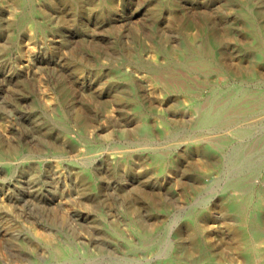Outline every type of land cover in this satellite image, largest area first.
<instances>
[{
    "label": "rangeland",
    "instance_id": "rangeland-1",
    "mask_svg": "<svg viewBox=\"0 0 264 264\" xmlns=\"http://www.w3.org/2000/svg\"><path fill=\"white\" fill-rule=\"evenodd\" d=\"M246 20L264 32V0H0V264H264V236L246 241L252 218L264 233V115L194 146L209 80L246 88L242 112L264 104L263 67L237 75L257 58ZM198 46L218 71L180 68Z\"/></svg>",
    "mask_w": 264,
    "mask_h": 264
},
{
    "label": "bare ground",
    "instance_id": "bare-ground-1",
    "mask_svg": "<svg viewBox=\"0 0 264 264\" xmlns=\"http://www.w3.org/2000/svg\"><path fill=\"white\" fill-rule=\"evenodd\" d=\"M20 5H24V0H19ZM246 27L248 28L249 35L252 37V53L257 55V58L252 61L253 66L250 68H240L238 69V76L240 80H258L257 77V69L263 67L264 69V32H262L261 26L256 22H252L251 20H246ZM36 28L39 30V25H36ZM210 40L211 43L215 45L218 43V39L216 37L215 31L210 29ZM197 37V36H196ZM164 57L170 58L173 56H177L180 51L178 50H165V48L160 49ZM213 57V51L209 48V46H198L183 55L182 58L178 59L180 62L178 63L180 68L189 73L193 74H203L206 72L214 73L216 70L213 68V62L211 61ZM220 68V67H219ZM150 73L157 79L159 82L164 83V87L168 90H178L183 93H188L197 96L198 92L195 89H190L184 85L182 82V74H176L168 69H148ZM218 71V70H217ZM220 71H224L220 69ZM226 72V70H225ZM226 74H231V72L227 71ZM257 77V78H256ZM246 81V80H245ZM209 89H211V95L208 98V103L204 106H200L197 108L198 110V122L200 126V134L195 137L194 146L197 148H201L203 153L209 154L215 151V145L213 141H216L218 137L215 135L222 134L223 132L232 131L231 134H225V138L231 136H237L242 138H250L255 134V128L259 122L255 120L250 124H246L245 126L238 127L240 123L254 120L260 118V116L264 115V104L259 107H254L253 109L245 108V112L243 111V107L245 103L243 100L247 94L246 88L237 87L235 89L226 88L219 90L215 87L214 83L209 80L208 85ZM247 91V92H246ZM194 138V137H193ZM147 142H149L147 140ZM229 142L224 143L223 145L218 146L220 149L222 147H227ZM236 154L237 151H235ZM157 161L163 164L164 168H169L172 164L169 160V157L164 153L157 152L155 155ZM222 212L226 218H235L239 220H246L247 218V210L244 204L240 201L236 200H227L222 203ZM202 215L206 214V211L201 212ZM200 214V215H201ZM257 218H252L250 220L249 227L252 231V234L247 241V248H253V242L259 241L264 236V233L255 230L259 221ZM242 227V225H239ZM13 234V233H12ZM52 250V248L50 247ZM55 253L62 257H67L72 254V250L63 247L57 246L54 247ZM263 257V253L257 255L258 259Z\"/></svg>",
    "mask_w": 264,
    "mask_h": 264
}]
</instances>
